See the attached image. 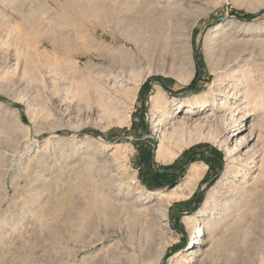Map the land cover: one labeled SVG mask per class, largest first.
Masks as SVG:
<instances>
[{
  "label": "rangeland",
  "instance_id": "obj_1",
  "mask_svg": "<svg viewBox=\"0 0 264 264\" xmlns=\"http://www.w3.org/2000/svg\"><path fill=\"white\" fill-rule=\"evenodd\" d=\"M168 1L0 0V264H264V108L250 104L236 136L230 119L264 98V0ZM157 90L209 99L193 118L210 121L168 162ZM230 153L254 166L230 176ZM194 163V191L159 212L146 191L186 186ZM235 187L179 262L185 216Z\"/></svg>",
  "mask_w": 264,
  "mask_h": 264
},
{
  "label": "bare ground",
  "instance_id": "obj_2",
  "mask_svg": "<svg viewBox=\"0 0 264 264\" xmlns=\"http://www.w3.org/2000/svg\"><path fill=\"white\" fill-rule=\"evenodd\" d=\"M23 1L24 0H21V2H23ZM168 2H171V1L169 0ZM173 5H171V6L173 7ZM170 10L172 11V9H170ZM174 10L176 11V8L173 9V11ZM34 13H36V11L35 12L33 11V14ZM221 24L222 23L218 24V26H220ZM50 45H52V44H50ZM16 63H17V61H16ZM145 78L143 77V80ZM143 80H139L137 83L134 82V84L136 83L137 87H139L143 83ZM208 100H209L208 98L207 99L201 98L200 96H197V95L194 96L193 98H190V99L174 97L173 100H170V98H167V96H164V94H163V92H161V90H157L155 92V94L151 97V102L153 104V109H154L153 118H155V120H157L159 117H163L164 118V119H162L163 121L165 119L167 120L164 122L165 126H164V129L161 130L162 133L159 137V138H161V142L159 144V148L157 151V158L158 159H160V160L162 159V161H166L167 159L172 161L175 158H177V156L180 155V153L183 151L184 148H183V146H180V144H179L178 149L176 151L172 148L173 144L174 143L178 144V142L183 138L185 131H192L193 129H198V130L203 129L205 127V125H207V121H210L209 120L210 116L207 119L196 118L195 120L193 117L195 114H198L199 112L203 111V109H204L203 106ZM250 104H254L255 107H259L262 109V108H264V98H262L261 94L250 93L249 96H247L245 98L242 105L237 107L238 113L232 112L233 115H231L230 119L231 120L233 119L234 121H231L228 119V122L231 121V125H232L231 127H235L234 134H233L234 136L239 135L241 133V131H243V129L241 128V125L244 124V119H247L251 116V114L246 116L247 113L246 114L243 113L246 111V109L249 107ZM174 105L176 106V109H181V110L183 107H187L185 110V114H188V115L186 117L184 116V118H180V119L177 118L174 115L175 112H174L173 107H172ZM221 118H222V116H221ZM224 118H226V117H224ZM239 120H241L240 124H238ZM237 125H239V126H237ZM228 126H230V125H228ZM157 129H158V127H157ZM193 140L192 141L190 140V142H193ZM247 140L248 139L246 138V136L242 135L241 139L239 141V145L240 144H241L240 146L244 145ZM228 155L230 157L228 160V164H227L228 168H227L226 172L230 176L241 175V170L246 169V168L251 169L254 166L253 162L255 160H248V158L247 159L240 158L239 156H236L235 153L234 154L230 153ZM168 160H167V162H168ZM204 168H205L204 165L202 166V164L194 163L191 166V169L189 171V181H188V183H186L187 184L186 186L182 187L183 183L181 182L178 184L177 187H175L170 192H166V191L160 190V189L159 190H152V191L147 190L145 193V194H147V196H145V198L152 199V200L158 199L160 201V209H161V210H159V212H161L162 214H166L168 212V205H170L174 200L180 199L182 197H187L190 194V192L187 193V191H188L187 188H189V190L191 189V191H194L192 189H194L193 188L194 185L198 182L200 177H202L201 175L204 172L203 171ZM253 179L256 180L257 176H255ZM189 185H190V187H188ZM179 187H182V188L179 189ZM185 189H186V191H185ZM233 191H235V192H233ZM240 191L241 190H239V187L238 188L235 187L234 190L231 189L228 192L213 190V192L210 193L208 200H207V202L203 208H201L195 214L185 216L186 220L192 225V229L194 231V234H193V238H191V240H190L191 241L190 246L187 249H185L184 251H180L177 255H175V257H179V259H180V260H178L179 262L191 263V262L195 261L196 258L191 254L194 253V251L197 247H199L197 244L203 243V236L205 235L206 230L208 229V225L196 226L195 224H196L197 217H201V216H204L207 214L216 213L218 211L220 205H221V203L219 202L220 200L218 198H221L222 194L223 195L224 194L229 195V197L227 198L226 206L231 205L232 198H230V196L231 195L235 196ZM139 192H141V191L139 190ZM231 192H233V194H231ZM228 214H230V212ZM217 244H218V246H220L221 241H217L216 245ZM186 251H189L188 255L186 254Z\"/></svg>",
  "mask_w": 264,
  "mask_h": 264
},
{
  "label": "trees",
  "instance_id": "obj_3",
  "mask_svg": "<svg viewBox=\"0 0 264 264\" xmlns=\"http://www.w3.org/2000/svg\"><path fill=\"white\" fill-rule=\"evenodd\" d=\"M234 15H235L237 18H239V19H250V18H252V15H243V14H240V13H235ZM208 163L212 164L213 161L208 160ZM218 164H219V163H218ZM221 164H222V163H221V161H220V164H219L220 167L222 166Z\"/></svg>",
  "mask_w": 264,
  "mask_h": 264
}]
</instances>
